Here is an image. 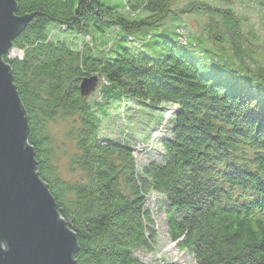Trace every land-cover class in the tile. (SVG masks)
Instances as JSON below:
<instances>
[{"label": "trees", "instance_id": "1", "mask_svg": "<svg viewBox=\"0 0 264 264\" xmlns=\"http://www.w3.org/2000/svg\"><path fill=\"white\" fill-rule=\"evenodd\" d=\"M16 1L30 17L12 44L23 56L3 58L27 112L36 171L76 233L75 264H147L136 252L156 244L151 192L164 197L169 236L196 264H264V99L208 71L179 42V0ZM208 20L205 34L225 43L220 22ZM79 33L93 42L74 41ZM92 76L107 82L103 101L80 92ZM133 104L148 131L177 106L157 141L162 161L137 165L133 147L103 138L113 110ZM60 116L78 150L72 165L85 174L74 183L60 176L47 130Z\"/></svg>", "mask_w": 264, "mask_h": 264}, {"label": "rangeland", "instance_id": "2", "mask_svg": "<svg viewBox=\"0 0 264 264\" xmlns=\"http://www.w3.org/2000/svg\"><path fill=\"white\" fill-rule=\"evenodd\" d=\"M176 9L183 11V22L176 27L178 40L186 50L195 58L199 57L208 71L220 69L223 79L230 80L233 84L247 85L253 94L256 93L264 99V0H179ZM228 14L230 16L226 18ZM209 18L220 22L221 30L225 33V43L220 44L205 34ZM92 37V34L82 36L79 33L73 39L82 43L84 40L93 42ZM186 40L191 42L187 43ZM9 56L22 58L23 53L13 48ZM106 83L100 77L96 88L87 96L88 99L93 102L103 101L102 86ZM129 106L128 112H125L126 107L124 110H113L102 127L105 136L103 138L133 147L137 165L155 159L162 161L163 149L157 141L170 134L171 114L176 112L177 106L167 109V119L160 126L150 125L154 127L152 131L144 127L148 118L140 114H130L134 109H141L135 104ZM129 117H133L138 125L130 127ZM68 124L69 120L60 116L48 122L47 130L54 140L55 162L60 176L74 183L82 180L85 174L72 165V158L78 150L76 144L66 137ZM215 164L216 173L224 172L223 163ZM146 207L155 222L156 244L151 251L138 250L136 256L147 264H196L194 255L179 248L176 241L169 236L167 203L164 197L151 192Z\"/></svg>", "mask_w": 264, "mask_h": 264}, {"label": "water", "instance_id": "3", "mask_svg": "<svg viewBox=\"0 0 264 264\" xmlns=\"http://www.w3.org/2000/svg\"><path fill=\"white\" fill-rule=\"evenodd\" d=\"M17 10L16 0H0V264H75L76 233L36 171L27 112L3 58L30 20ZM97 84V76L85 77L81 94Z\"/></svg>", "mask_w": 264, "mask_h": 264}]
</instances>
